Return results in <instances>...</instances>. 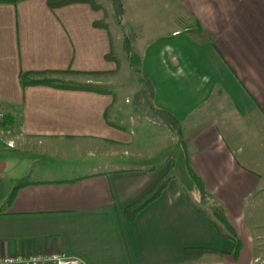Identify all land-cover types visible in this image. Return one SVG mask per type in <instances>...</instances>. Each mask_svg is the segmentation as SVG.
Masks as SVG:
<instances>
[{
    "label": "crops",
    "instance_id": "crops-1",
    "mask_svg": "<svg viewBox=\"0 0 264 264\" xmlns=\"http://www.w3.org/2000/svg\"><path fill=\"white\" fill-rule=\"evenodd\" d=\"M172 3L166 2L168 17L153 18V42L134 51L155 88L156 107L177 121L186 166L242 241L239 256L188 252L233 248L190 204L188 198L202 206L191 177L192 193L173 177L127 221L126 208L169 171V163L156 165L165 146L153 149L147 138L146 152L131 147L152 130L153 136L171 132L130 94L21 85L27 71L117 68L106 59L111 41L97 25L105 19L101 11L84 3L50 9L47 0L0 3V255L64 251L87 264H255L260 258L263 236L252 229H260L264 200L250 209L254 222L248 206L264 191V0ZM128 20L124 33L148 37L140 29L144 19ZM196 29L213 40L193 41L188 32Z\"/></svg>",
    "mask_w": 264,
    "mask_h": 264
},
{
    "label": "trees",
    "instance_id": "trees-1",
    "mask_svg": "<svg viewBox=\"0 0 264 264\" xmlns=\"http://www.w3.org/2000/svg\"><path fill=\"white\" fill-rule=\"evenodd\" d=\"M22 0H0V3L7 4H17ZM84 3L91 6L95 11L104 10V5L97 0H47V5L50 9H56L72 4ZM114 4L115 13L118 19L124 15L125 8L123 0H112ZM107 14L105 15V20L101 23H97L98 26L103 27L108 30L111 41V51L106 55L107 60H112L116 63L117 68L112 71H94V72H77L72 70L65 71H27L20 74V82L23 87L31 85H45L61 89H71V90H89L102 93H111L116 98V94L110 90L106 89L100 85L94 83L85 82H74L66 80L68 76H77L83 78H103L108 76H115L121 70V62L118 55L116 54V46L114 44V36L111 32L109 23L106 21ZM190 38L199 43L206 44L213 40L214 36L205 29L190 30L188 32ZM126 48L129 51L130 65L133 70L140 75L141 87L136 94V104L138 108L144 113L150 115L151 118L163 120L168 128L173 133H177L178 124L175 118L172 117L167 111L159 110L155 103V88L150 80V78L142 71V58L137 53L132 51L131 44L126 40ZM111 110V109H110ZM109 114V113H108ZM188 174L194 181L196 188L199 192L202 206L195 205L189 198L190 204L193 208L205 215L210 223L217 229L218 235L222 238L229 239L233 242V248L231 251H217L213 249H189L188 252L193 254H205V253H216V254H230L236 258L239 256L242 250V241L238 237L235 229L229 222V219L224 212V209L215 203L212 199L211 194L206 190L203 181L199 175L194 171V169L188 164L187 166ZM172 178L168 176L162 177L153 187V189L137 202L129 205L125 210V217L127 221L132 222L136 219L137 215L141 210L148 206L152 201L157 199L163 192V190L168 185ZM15 192L13 191L8 200L14 198ZM203 205L209 208L206 209Z\"/></svg>",
    "mask_w": 264,
    "mask_h": 264
},
{
    "label": "rangeland",
    "instance_id": "rangeland-1",
    "mask_svg": "<svg viewBox=\"0 0 264 264\" xmlns=\"http://www.w3.org/2000/svg\"><path fill=\"white\" fill-rule=\"evenodd\" d=\"M97 1L104 5L105 9L99 11H101L104 14V16L106 14L108 16L106 21L109 23L111 32L113 33L114 44L116 46V54L118 55L122 66L118 75L112 76L113 78L104 79L102 80L103 81L102 84H96V85H100L106 89L112 90L116 94V97L118 98H123L127 94H130L131 99H133L134 103H136L135 93H137L141 87L140 75L137 74L130 65V60H129L130 53L126 48V40L129 41V43L131 44V48L133 52L140 51L142 46L150 45L153 42L151 40L152 39L151 36L153 35V23H154L153 18L156 16V13L158 14V16L168 17L169 12L171 10L169 8H166V2L172 3L174 2V0H123L124 7L127 1L128 8H127V12H125V17L123 15L121 19H118L115 13L114 4L112 3V0H97ZM137 1H140L139 4L136 3ZM136 17H141V20L144 19L145 23L143 24V26L142 24H140L142 26L140 27V29L142 32H144L146 36H148L146 39L139 38V36L141 35L139 31H134L135 33L130 35L124 33L122 27V20L125 21V19H130L128 21H130L131 25H133L132 23H134L133 21H135ZM142 28H144V30H142ZM86 79L95 81L96 78L95 79L86 78ZM87 83H92V82H87ZM158 122H160L162 126L166 125V123L163 120H160ZM152 131L145 133V135L147 134L148 137H146L145 135L139 137L137 144L134 147H131V150L133 151V153H136V151H138L137 148L138 149L140 148L144 152L145 150L143 149H145L146 145H143L142 143L145 144L147 138L150 141L149 146L152 145L153 149L154 148L162 149L165 146L164 149H166V151L162 152L161 155L158 156L156 165H159L161 163L162 165L166 163L170 164V162L173 160L174 161L173 167L169 166L168 164L169 171L165 175L170 178L175 177L177 181L182 185L184 190L188 193V191L191 189V185H190V176L188 175L187 166L185 162V156L183 154V150L180 143V141L183 142V140L181 139L183 138V136L178 134L179 130H177V133L167 132L162 130L159 133L157 132L158 134H156L155 136L151 135ZM137 134L140 135L141 132L137 131ZM169 137L170 140L168 139ZM167 141L169 142L167 143ZM138 144H142L143 147ZM186 157H187V152H186ZM192 192L193 191H191V193ZM261 200H264V191L259 195H257L252 200H250L248 206L250 207L249 208L250 213H248V220L250 222H254L255 220L254 216H252V211L250 209L258 203L261 204ZM203 206L209 210L207 206L205 205ZM261 220L262 223L260 225V229L259 226H255L252 229L253 230L252 232H254L256 235L263 236L262 239L260 238H259L260 240L258 239V246L261 250L260 251L261 256L258 260H256L255 264H264V215L261 217ZM241 234L243 238V243L245 244L249 243V238L247 234L244 233L243 231H241Z\"/></svg>",
    "mask_w": 264,
    "mask_h": 264
},
{
    "label": "built area",
    "instance_id": "built-area-1",
    "mask_svg": "<svg viewBox=\"0 0 264 264\" xmlns=\"http://www.w3.org/2000/svg\"><path fill=\"white\" fill-rule=\"evenodd\" d=\"M4 114L0 112V121ZM0 264H87L82 258L69 255L64 251L35 253L31 255H0Z\"/></svg>",
    "mask_w": 264,
    "mask_h": 264
}]
</instances>
